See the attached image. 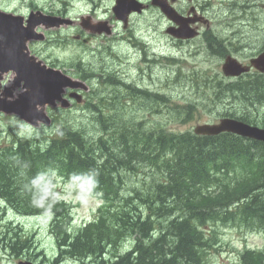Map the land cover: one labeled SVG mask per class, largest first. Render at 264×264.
Listing matches in <instances>:
<instances>
[{
  "label": "rangeland",
  "instance_id": "374dc122",
  "mask_svg": "<svg viewBox=\"0 0 264 264\" xmlns=\"http://www.w3.org/2000/svg\"><path fill=\"white\" fill-rule=\"evenodd\" d=\"M28 1L37 2V6L43 8L49 5L55 9H64L69 12L68 15L70 16H77L92 7L90 3L84 0H6L5 4L9 9L22 11L24 9H21V5L25 7ZM93 2V8L98 6L95 9L96 15L109 14L110 0H93ZM194 4L201 14L210 19L213 33L223 38V44L229 47L232 55L239 60L248 57L251 52L263 50L264 0H195ZM184 5L182 1L177 4L181 8ZM158 17L160 20H157ZM165 24L166 22L160 17L157 10L152 9L143 17L133 21L129 31L126 30L123 33L118 25L117 31L120 33L118 37L96 38L85 47L86 51L79 49L74 43L66 39L58 40V37L63 36L58 34L52 44L51 59L67 63L71 59H77L81 56L85 57L87 63L96 65L98 68L96 71L108 72L110 65H112L107 61L111 60L108 55H115L116 58L114 59L117 61L113 62L112 68L123 70L126 73L127 82L137 83L138 86L136 87H144L152 93H160L163 99L168 98L166 103H161L165 104L166 109H161L159 112L154 107L157 105L156 103L151 104L150 101L143 102L133 99L128 103L122 100L120 101L121 108L110 107L109 111L103 109L101 113H108L114 119L132 118L137 121L136 123H143V125L154 130L162 128L170 132L190 131L197 123L214 122L224 112L240 109L243 102H231L228 98L212 105L209 99L213 97L211 94L213 90L203 86L206 81L220 80L222 57L213 53L214 51L207 46L202 36L195 40L180 43L169 39L162 33ZM131 34L136 35L143 47L136 45V39L128 41ZM140 36L148 41H144L146 42L145 45L142 44ZM132 44L135 46H131ZM232 46H237V48L234 49ZM134 47L139 48L140 54H144V57L147 58L145 64L137 54L132 53L133 51L137 52ZM127 59L132 63L135 62L133 64L135 68L125 67ZM143 69L142 74L141 70ZM107 75L114 78L118 72L107 73ZM114 81H118V79L114 78ZM94 85L98 89L97 84ZM231 98L240 100L241 94L236 92ZM106 105L103 104L104 107ZM146 106L149 108L145 109ZM248 106H250L247 108L248 111L264 120V100L258 105L255 103L253 105L248 104ZM60 116L62 118L61 123L80 130L96 144H98L99 137L106 140V144L111 142L114 125H108L106 134L103 133L99 122L96 121L97 113L92 112V110L76 107L61 113ZM8 125L12 126V130L18 129L17 133L26 138L37 137L38 135V133L23 129L16 123ZM59 127L60 123L57 121L47 133L52 134ZM6 135L5 133L1 134L0 146L6 142ZM131 172L134 175L124 181L126 191L133 187L141 188L142 182L149 181V179L143 180L144 175L148 174L139 165ZM125 173L128 175L126 171ZM63 183L66 190L63 197L70 199L72 203L71 230L81 227L89 219H98V199L85 191L88 189L81 188L83 192H76L74 185L77 184L73 182L63 181ZM32 194L35 198V190L32 191ZM114 203L115 205L112 207L116 208L122 202L115 201ZM140 208L143 209V206ZM145 210L146 213L149 212L147 208ZM5 214L6 221L20 220L22 228L33 235V240H38L40 248L43 247L48 253L56 249V239L53 237L55 224L52 215L41 218H19L11 210H6ZM206 229L210 231L207 235L216 234V240L209 239L204 249L205 262L209 264H231L236 261L238 252L245 246L255 249L262 248L264 245L263 234L254 225L251 227L238 222L221 224L220 221L214 223L210 221L207 223ZM127 239L124 242V247H130V244H133V237Z\"/></svg>",
  "mask_w": 264,
  "mask_h": 264
},
{
  "label": "trees",
  "instance_id": "16d2710c",
  "mask_svg": "<svg viewBox=\"0 0 264 264\" xmlns=\"http://www.w3.org/2000/svg\"><path fill=\"white\" fill-rule=\"evenodd\" d=\"M56 139L45 152H29L25 145H19L15 153H9L11 162L0 161V165L16 164L24 167H31L32 172L43 167V160L50 156L49 150ZM167 143L177 151L170 160H165L164 184L156 187L155 198L160 200L168 199L172 203L171 209H176L177 216L168 222L163 231L155 240L146 231L144 236L150 238V243L144 244L139 241L135 245L136 257L133 260L141 259L142 264H181L184 259L187 264H192L199 258L198 247L204 242L203 230L208 220L225 221L228 216V209L239 198H245L247 203L236 210L242 219L256 220L264 226V197L259 189L264 188V157L254 155L251 152V145L240 143L235 138L221 137L216 140L178 141L177 146L169 139ZM252 153L253 158L250 156ZM106 159L101 158V164ZM228 160L252 163L258 170L238 183L239 186L230 188L229 185H221L219 194L214 196L205 195L210 193L207 188L211 186L210 168L217 162L226 164ZM90 161L95 162L94 158ZM107 162V161H106ZM100 164V165H101ZM2 169V168H0ZM263 169V170H261ZM248 171V170H247ZM28 172V171H25ZM30 173V172H29ZM32 174V173H31ZM7 181L4 178V171L0 170V182ZM1 192L3 190H0ZM205 194H203V193ZM258 193V194H257ZM135 227H129L134 230ZM96 236V237H95ZM93 236V239L103 240L100 234ZM168 236V240H167ZM86 239V238H85ZM91 243L84 242L81 245L77 239L72 245L75 249L88 247ZM165 244L170 246L164 247ZM79 251V250H77ZM72 247L71 253H75ZM77 253V252H76ZM130 252L117 264H132ZM239 264H264L263 257L248 251L240 256Z\"/></svg>",
  "mask_w": 264,
  "mask_h": 264
},
{
  "label": "water",
  "instance_id": "95a60500",
  "mask_svg": "<svg viewBox=\"0 0 264 264\" xmlns=\"http://www.w3.org/2000/svg\"><path fill=\"white\" fill-rule=\"evenodd\" d=\"M154 3H159L163 10L169 15L171 16L173 14L172 10L169 9L164 3L163 0H154ZM122 14V13H121ZM180 32L182 33L183 31V27L179 29ZM191 34L184 32V34L182 36H189ZM221 130H232V131H236L238 133H242V134H247L256 138H261L264 139V132L261 130H258L256 128H251L249 126L243 125L241 123H238L236 121H230V120H223L221 122V124L216 128V129H206V131H212V132H216V131H221Z\"/></svg>",
  "mask_w": 264,
  "mask_h": 264
},
{
  "label": "bare ground",
  "instance_id": "6f19581e",
  "mask_svg": "<svg viewBox=\"0 0 264 264\" xmlns=\"http://www.w3.org/2000/svg\"><path fill=\"white\" fill-rule=\"evenodd\" d=\"M137 84V83H136Z\"/></svg>",
  "mask_w": 264,
  "mask_h": 264
}]
</instances>
